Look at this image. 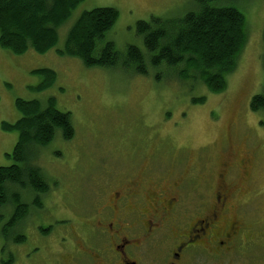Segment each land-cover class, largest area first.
Wrapping results in <instances>:
<instances>
[{
	"label": "rangeland",
	"instance_id": "rangeland-1",
	"mask_svg": "<svg viewBox=\"0 0 264 264\" xmlns=\"http://www.w3.org/2000/svg\"><path fill=\"white\" fill-rule=\"evenodd\" d=\"M218 4L241 10L247 28V41L238 54L237 66L227 75V88L220 93L210 91L196 78L184 80L182 73L176 75L167 64L153 65L144 36L137 32L138 22L153 16L182 18L194 9V0H83L59 28L54 49L43 54L31 48L18 55L0 46V167L15 163L7 154L14 151L19 131L6 130L2 125L14 124L22 117L17 99H38L46 104L54 98L57 109L71 112L76 134L65 140L59 130L46 148H40L39 165L52 187L40 197L42 207L23 221L25 229L9 226L6 235L10 236L11 247L4 254L7 261L14 258L13 264H30L32 260L43 263V254L46 256L48 248L64 235V223L59 221L83 212L91 197L90 183L106 158L114 160V165L126 166L135 155L133 149L155 143L160 152L157 161L162 164L168 165L173 155L191 151L203 156L212 152L217 170L230 152L238 161L245 159L247 135L251 144L260 143L264 149V111H253L250 104L255 95H264V0H220ZM108 6L120 12L108 38L120 52L125 53L129 45L135 44L148 54L147 73L142 75L134 67L124 66L86 67L79 57L57 52L65 48L66 34L82 12ZM45 68L56 71L57 81L42 89L46 80L40 69ZM201 96L206 101L196 103L194 98ZM228 135L240 138L234 140L233 151L221 147ZM261 159L258 187L262 188L264 151ZM242 166L243 178L247 179L248 173L255 175L254 166ZM16 190L25 196L28 205L32 203L33 192ZM258 203L264 205V192ZM258 203L255 206L259 207ZM8 208H0L5 212L4 223L13 215ZM3 227L0 225L1 233ZM20 235L26 239L16 243ZM5 243L0 234V250Z\"/></svg>",
	"mask_w": 264,
	"mask_h": 264
},
{
	"label": "flooded vegetation",
	"instance_id": "flooded-vegetation-1",
	"mask_svg": "<svg viewBox=\"0 0 264 264\" xmlns=\"http://www.w3.org/2000/svg\"><path fill=\"white\" fill-rule=\"evenodd\" d=\"M246 138L245 159L238 161L230 152L217 170L212 152L173 155L162 164L155 143L133 149L126 166L106 158L90 183L83 212L59 221L64 235L43 254L42 264H264V205L258 203L264 192L258 187L264 149ZM235 139L240 138L224 136L221 147L232 149ZM7 155L12 165L19 164L13 152ZM29 158L32 167L41 168L39 157ZM243 163L254 166L255 175L243 178ZM34 199L25 202V219L38 211ZM4 213L0 264H12L14 258L7 261L4 254L11 247L6 233L13 215L4 223Z\"/></svg>",
	"mask_w": 264,
	"mask_h": 264
},
{
	"label": "trees",
	"instance_id": "trees-1",
	"mask_svg": "<svg viewBox=\"0 0 264 264\" xmlns=\"http://www.w3.org/2000/svg\"><path fill=\"white\" fill-rule=\"evenodd\" d=\"M82 1L0 0V46L18 55L31 48L43 54L54 49L60 37L59 28ZM219 1L194 0V9L182 18L153 16L137 24V32L144 36L153 65L167 64L176 75L182 73L184 80H201L216 93L227 88V75L236 68L238 54L247 41L244 13L231 5H219ZM119 15L111 6L82 12L66 34L65 48L57 52L79 57L86 67L124 66L125 69L134 67L142 75L147 73L148 54L135 44L129 45L125 53L120 52L108 38ZM40 72L46 80L40 86L42 89L57 81L53 69H40ZM194 100L205 102L206 97ZM16 104L22 117L14 124L4 122L2 126L19 131L13 151L19 164L0 167V208L13 205L14 215L9 224L15 230L24 228L22 222L28 214V205L16 189L33 192L38 208L41 205L38 195H47L50 191L46 174L41 168L32 167L29 157H38L40 148L47 147L59 130L65 140L76 135L71 112L57 109L54 98H49L46 104L38 99H17ZM250 104L253 111H264V95H255ZM25 239V235H20L15 241L20 243Z\"/></svg>",
	"mask_w": 264,
	"mask_h": 264
}]
</instances>
